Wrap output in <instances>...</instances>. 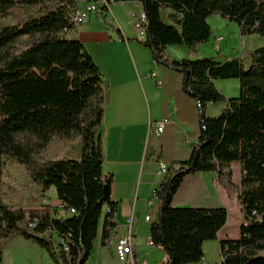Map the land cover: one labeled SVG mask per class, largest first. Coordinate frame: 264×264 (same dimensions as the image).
Returning a JSON list of instances; mask_svg holds the SVG:
<instances>
[{"label": "trees", "instance_id": "1", "mask_svg": "<svg viewBox=\"0 0 264 264\" xmlns=\"http://www.w3.org/2000/svg\"><path fill=\"white\" fill-rule=\"evenodd\" d=\"M143 5L148 17V46L155 59L184 73V89L202 112L203 134L192 157L169 166L158 185L162 202L150 235L169 254L166 264L204 261V243L218 239L229 220L226 207L179 206L173 197L190 174L215 172L230 199L245 211L240 236L220 241L219 264H264V46L241 57L174 60L169 46L193 53L213 33L212 14L235 21L242 36L264 38V0H118ZM77 0H0V170L9 160L21 163L42 192L54 188L66 209L55 218L15 207L16 188L0 178V264L4 244L15 234L44 248L55 264H86L94 250L101 219V242L109 244L119 202L111 198L113 174H104L102 121L104 77L77 37L72 18ZM16 9H33L23 21L1 25ZM106 18V17H104ZM216 79H238L240 93L227 97ZM226 102L221 113L208 105ZM80 143V159L64 152ZM241 166L240 185L233 163ZM164 203V206H163ZM109 211L104 214V207ZM38 216L30 228L27 218ZM64 240L57 244L54 235Z\"/></svg>", "mask_w": 264, "mask_h": 264}, {"label": "crops", "instance_id": "2", "mask_svg": "<svg viewBox=\"0 0 264 264\" xmlns=\"http://www.w3.org/2000/svg\"><path fill=\"white\" fill-rule=\"evenodd\" d=\"M142 7L141 3L133 1L113 4L106 18L92 14L77 27V37L84 43L104 77L103 172L113 174L111 198L119 202L115 216L118 225L111 233L109 244L103 245L101 242L102 216L94 250L86 264H121L113 246L118 236L129 232L134 239V256L138 264L164 262L166 249L147 243L151 223L157 218L162 205L160 199L155 200L153 220L147 221L145 218L149 212V201L154 197L153 191L165 176L158 172L159 162L170 166L189 160L203 134L200 105L194 96L185 91L184 73L158 62L152 50L137 38L132 14ZM209 23L213 30L211 38L198 45L193 53L186 45L169 46L166 53L179 61L184 58L213 57L218 61L231 58L223 42L224 37L214 32L210 17ZM220 37H223L222 42L218 40ZM255 37L245 38L246 44L241 53L234 55L243 58L246 66L250 64V53L264 46V42L257 43L258 38ZM152 72L156 73V78L152 77ZM215 83L227 97L238 95L237 82L216 79ZM226 105V102L210 103L206 110L207 116L219 115ZM158 122L164 123L161 134L155 131L154 126ZM233 172L234 182L239 186V162L233 163ZM49 191L42 193L49 195ZM41 199L33 196V208L41 203ZM173 203L208 208L223 206L229 211V220L219 232L218 239L204 243V261L196 264L208 263L216 249L220 257V241L231 239L232 232H240L241 225L245 223L244 208L237 199L229 198L215 172L186 176L173 197ZM107 209L108 206H105L104 214ZM130 218L131 224L128 222ZM221 259L215 264H219Z\"/></svg>", "mask_w": 264, "mask_h": 264}, {"label": "rangeland", "instance_id": "3", "mask_svg": "<svg viewBox=\"0 0 264 264\" xmlns=\"http://www.w3.org/2000/svg\"><path fill=\"white\" fill-rule=\"evenodd\" d=\"M32 12L33 9H16L14 14L2 18L1 25L21 22L25 20ZM209 17L210 22H212L214 26V32L217 33V36L224 37L223 42L227 46L228 54L231 55L230 57L234 58V55L237 53L239 55L242 51L243 46H245L246 44L245 38H249V36L241 35L239 23L231 21L217 13L212 14ZM255 38H258L257 43H261V41L264 42V38L260 37L259 35H256ZM220 42H222V39L220 40ZM222 80L226 82H237V92L239 95L240 82L238 79ZM80 157L81 149L79 142L72 143V145L63 154L64 159H80ZM0 178L5 180L6 182L11 183L16 188L15 193L10 197L9 201L17 208H23L27 211H32L34 206V202L32 199L35 191L31 186L33 181L30 179L24 166L21 163L9 160L4 169L2 171L0 170ZM48 194L51 195L50 198L53 197V199H55L54 188H52L48 192ZM40 197H42V201H45V195H43L42 192H37V198ZM239 236V231H234L230 235L231 239L238 238ZM53 240L56 244L59 242L57 234L54 235ZM32 246H36L35 248L38 249H34ZM40 249L41 247H38V245H35V243L33 244L32 241L30 242L25 240L24 238L22 239L21 237H19V235L15 234L4 244V264H20L21 262H27V264H54L48 252L44 248H42L41 250ZM219 259H221V256L219 257L218 250L216 249L212 252L209 262L205 264H215V261H218ZM100 263L101 262H98L97 264Z\"/></svg>", "mask_w": 264, "mask_h": 264}, {"label": "built area", "instance_id": "4", "mask_svg": "<svg viewBox=\"0 0 264 264\" xmlns=\"http://www.w3.org/2000/svg\"><path fill=\"white\" fill-rule=\"evenodd\" d=\"M135 2V1H133ZM123 1L118 0H81L78 1L77 9L75 10L73 14L72 21L73 23L78 27L81 24H84L89 17L93 14L95 16H98L99 18H104L108 11H110L111 6L113 4H124ZM139 3V2H136ZM134 18V28L137 33V38L140 41H145L148 39L147 35V27H148V17L147 14L142 7L138 11L134 12L132 14ZM223 39V37H220L218 40ZM152 77L156 78V73L152 72ZM160 83V81H158ZM155 131L157 134H161L164 129V123L158 122L156 123ZM169 166L163 162H159V174L165 175L167 173ZM34 189V197H37V192H41L39 186L36 183H32L31 185ZM153 199L149 201V212L146 215L147 221L153 220V207L155 204V200L159 199L158 196V187L154 189L153 191ZM48 211L51 213L53 217L57 218H65L68 216H71L76 213V210L74 208L66 209V205L61 200L50 198L49 195L45 194V201H41V203L33 208V211L36 213H40L42 211ZM109 211V208L107 209ZM38 216L35 218L29 217L27 218V226L30 228L34 227L38 222ZM128 222L131 224L132 219H128ZM59 238V237H58ZM59 241L63 244L65 243L62 238H59ZM147 243L150 246H157L154 242V239L151 235L147 236ZM65 245V250H69L68 245ZM114 253L116 258L121 262V264H138L135 260L134 252H135V246H134V239L131 234V232L118 236L116 241L114 242ZM169 261V254L167 253L166 258L164 262L161 264H166ZM146 264V263H142Z\"/></svg>", "mask_w": 264, "mask_h": 264}, {"label": "water", "instance_id": "5", "mask_svg": "<svg viewBox=\"0 0 264 264\" xmlns=\"http://www.w3.org/2000/svg\"><path fill=\"white\" fill-rule=\"evenodd\" d=\"M163 206H164V203H163Z\"/></svg>", "mask_w": 264, "mask_h": 264}]
</instances>
